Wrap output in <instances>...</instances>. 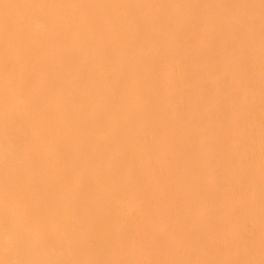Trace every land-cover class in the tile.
I'll return each mask as SVG.
<instances>
[{"label": "bare ground", "instance_id": "obj_1", "mask_svg": "<svg viewBox=\"0 0 264 264\" xmlns=\"http://www.w3.org/2000/svg\"><path fill=\"white\" fill-rule=\"evenodd\" d=\"M263 110L264 0H0V264H264Z\"/></svg>", "mask_w": 264, "mask_h": 264}, {"label": "rangeland", "instance_id": "obj_2", "mask_svg": "<svg viewBox=\"0 0 264 264\" xmlns=\"http://www.w3.org/2000/svg\"><path fill=\"white\" fill-rule=\"evenodd\" d=\"M111 119V116H108L107 118H106V121H108V120H110ZM261 122H263V124L261 125V127L260 128H258V138L262 141V144L264 145V110L261 112ZM106 136H108V135H106ZM66 163V162H65ZM68 163V162H67ZM67 165V164H66ZM263 166H264V161H263ZM249 168H253V166H250ZM248 190H249V194H251L252 192V190H253V187H252V183L251 182H248ZM249 188H251V189H249ZM0 219H4V218H0ZM248 221L251 223V224H253L254 226H255V228H259V229H261L262 230V234H260L261 235V237H260V239H258L257 240V243H256V245H258V244H260V242H262V243H264V226H259V224L257 223V221L253 218V217H251V218H249L248 219ZM160 225V224H159ZM159 228H163V224H161L160 226H158ZM157 227V229L156 230H159V228ZM161 228V229H162ZM253 246H254V242H252V244L250 245V249L252 250V248H253ZM252 261V260H251ZM253 262H251V264H252Z\"/></svg>", "mask_w": 264, "mask_h": 264}]
</instances>
